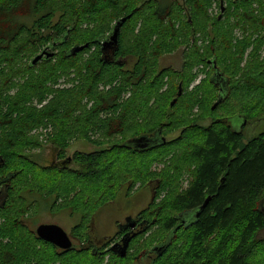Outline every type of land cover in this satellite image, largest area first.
I'll use <instances>...</instances> for the list:
<instances>
[{"label": "trees", "instance_id": "16d2710c", "mask_svg": "<svg viewBox=\"0 0 264 264\" xmlns=\"http://www.w3.org/2000/svg\"><path fill=\"white\" fill-rule=\"evenodd\" d=\"M213 4L215 15L210 13ZM128 16L116 45L103 49L116 24ZM176 23L185 26L184 39H189L185 64L189 72L156 73L162 53L179 45ZM89 24L95 27L90 29ZM85 44L83 51L69 54ZM45 48L53 52L52 58L31 66ZM263 50L264 0H0V215L4 219L0 239L9 241L0 248V264H102L104 253L110 255V264L116 255L105 246L89 245L93 218L120 189L128 193L142 181L152 190V204L141 215L151 228L160 226L163 235L153 233L157 241L131 261L138 263L149 252L147 264H264V240L257 238L264 227V133L246 140L241 130L232 129V116L200 126L198 121L213 111L186 120L195 97L177 96L178 86L185 89L194 78L190 70L207 66L211 75L201 83L204 104L215 99L209 87L218 98L214 83L218 71L227 81V92L216 108L234 111L233 115L237 111L235 115L245 123L260 119ZM83 54H89L85 60ZM130 61L134 63L128 70ZM16 77L22 81H15ZM61 78L72 86L55 89ZM164 78L170 87L160 91ZM174 78L179 83L174 84ZM13 89L16 92L9 95ZM128 91L131 94L123 101ZM230 97L245 104L230 106ZM33 100L45 105L28 107ZM84 100L92 103L88 110L83 108ZM77 110L81 114H75ZM39 129L45 132L32 133ZM176 131L178 138L167 142ZM128 133L132 134L126 139ZM160 137L164 144L137 148L132 142ZM77 139L101 150L67 157ZM44 145L52 149L51 159L38 164L33 152ZM177 145L174 167L146 182L152 164L167 157L169 146ZM179 163L190 168L191 181L178 191ZM160 192L166 193L155 204ZM207 198L198 217L190 218L186 227L180 225ZM167 202H173L175 212L161 218L169 209ZM31 210L35 215L45 211L77 217L70 237L79 246L60 252L37 239L25 224ZM181 231L186 237L179 254L165 260Z\"/></svg>", "mask_w": 264, "mask_h": 264}, {"label": "rangeland", "instance_id": "374dc122", "mask_svg": "<svg viewBox=\"0 0 264 264\" xmlns=\"http://www.w3.org/2000/svg\"><path fill=\"white\" fill-rule=\"evenodd\" d=\"M210 13L214 15L217 13V10L214 4L210 8ZM175 26H176L177 32L180 35V38L177 41L179 45L177 49H171L169 47L168 51L162 53V56L157 60V63H156V68H155L156 73L160 72V70L162 69H171V71L174 74H177L178 72L183 71V70L185 71V73L189 72V69L187 68V66H185L186 61L188 60V53L190 51L189 50V39L188 38L184 39L186 37V29H185V26L178 25V23H176ZM89 27L90 29H92L95 26L92 24H89ZM83 28H85V26H83ZM234 36H236V32H234ZM48 51L51 52L50 50ZM91 51H93V49ZM261 54L262 56H264V50ZM88 55L89 54L81 55V60H85ZM24 60L25 59H23L22 64L26 62ZM30 60L31 58L27 59V62L25 64H28ZM259 61L264 62V59L263 60L259 59ZM133 63L134 61H130L127 64L126 69L128 70L131 69ZM190 74L194 78L186 85L185 89L182 88V91H183L182 95L185 94V96H190V97L194 96L195 100L194 102L190 103V110L185 113L186 120L188 119L191 120L193 118H196L197 116L201 114L200 113L201 111L206 112L208 109H211L212 108L211 106H213V104L216 102L215 99H216V94H217V91L215 92L211 89V87H209L208 92H210L213 95V98L215 97V99L210 100L209 103H207L206 105L204 104V101H203L204 94L202 91L201 83L204 82L205 79L211 75V69L209 67L198 65L196 67H193L190 70ZM70 77L72 78L73 75H71ZM15 81H22V80H19L16 77ZM166 83H169V81L167 78H164V80H162V83L160 85L161 87L160 91H166L169 89L170 85H167ZM175 83L176 84L179 83V80L177 78H174V84ZM70 86H72V83H66L65 79L61 78L58 81V85H56L54 88L64 89ZM198 88L200 89L198 90ZM100 90H102V87H100ZM15 92H16V89H13L8 94L13 95ZM130 94L131 93L128 91L125 95H123V101L127 100ZM229 102H230V106L236 105L237 108H240L239 107L240 105L245 104L244 101H239V102L236 101L235 97H230L228 103ZM82 104L84 105L83 108H85L86 110H88L92 106V103L90 101L87 102L86 100H84ZM43 105H45V102L42 105H38L36 100H33L27 106L40 109ZM149 106H151V103L149 104ZM233 112L234 111L226 112L224 109L216 108L215 110H213L212 112L213 114H208L204 120H199L198 124L200 126H207L210 123H213L214 121L223 120L224 117L232 116L230 117V120H229L232 129L236 132H239L241 130L246 140L252 137H256L260 135L261 133H264V115L259 116L260 119L250 120L248 123H245L242 118H240L238 115H235V114H238L237 111L234 113L235 116L232 114ZM75 114L77 115L81 114V110H77ZM136 119L141 120L140 124L144 126H148V123L142 122V119L140 117ZM132 122L133 121H130V123ZM40 132H45V131L39 129L37 131L36 130L33 131L32 133L37 134ZM131 134L132 133H128L126 135V139H129L131 137ZM179 134H180V131H176L174 133L171 132L167 136L166 141L167 142L174 141L175 139L178 138ZM41 138H43L42 135L40 136V140ZM97 138H100V134L97 135ZM113 140H118V138H115ZM106 146H107V143L104 142L103 148ZM177 146H178L177 148L173 146H169L166 149V151H169L167 157H164L162 160L152 164V166L150 167L147 173L146 179L147 178L148 179L146 180V182L149 180L158 179V177L160 175H164L169 168L172 169L174 167V163L178 160V155H179L178 153L180 151L179 145ZM96 150H101V148H96L95 146H91L90 144L86 143L82 139H77L76 141H73L70 144L69 149L66 151V156L67 157L71 156L73 152L91 153ZM51 153H52V149L48 145H44L43 149L36 150L33 152L35 161L38 164H42L45 159L49 161L51 159ZM178 166L180 169L177 171V176L179 178H177L176 188L179 191V190H184L186 187H188L191 181V175H190V168L188 170V168L185 167V164L179 163ZM71 168L75 169V166ZM158 174L160 175L158 176ZM125 182H126V179H125ZM144 182L145 181L135 184L132 187V189L128 191V193L124 191L125 188L120 189V191H118L116 195L115 200L112 203H109L103 206L97 212V214L93 218V223L91 224V232H90V235L94 239H96L97 242H102L116 235L118 227L121 224H123L127 218L129 217L132 218V216H134L136 213L140 212L141 210H144L149 204H152V190L149 187L146 188V186L148 185V182L146 185ZM166 192H160L158 194V197L155 200V204H157L159 201H161L164 198V195ZM167 200L168 199H166V201ZM167 204H169L168 205L169 209L166 211V213L161 215V218H164L166 216H171L175 212L174 210L173 211L171 210V205L173 204V202L171 203V205H170V202H167ZM262 207L264 209V204ZM33 213L34 211L32 210L29 211L28 213L29 217L25 219L26 227L32 231H34L35 228L41 224H55L61 227L68 235H70L72 228L77 224V221H78L77 217L69 218L68 215L63 214V213L58 214V215L57 214L51 215L45 211H40V213H38L37 215H35V213L33 215ZM3 221L4 219L0 215V227L3 225ZM161 230L163 229L160 228V226L152 227L149 231L146 230L144 233L137 236L136 239L133 238L135 241L128 248V251H127L128 257L122 258V259L118 257L116 259H113L110 262V264H147L148 263L147 260L151 258H146V260H142L138 263H135V261H131V260L133 259V257L136 258L139 254L145 251L147 245H151L154 242H156L157 239L152 238V234L155 233V234H158V236H161L163 235V231ZM185 237L186 235L185 234L183 235V231H181L179 234V237L173 242V246H172L170 253L166 257H164L165 260L172 257L173 254H176V253L179 254V248ZM257 238L258 240H264V231L259 233L257 235ZM7 239L8 238L6 237H3L2 239H0V248L1 247L6 248L9 245V241ZM73 244L75 246L79 245L78 242L74 239H73ZM148 255L150 256V253ZM100 256H104L102 258V264H107L110 255L104 253V255H100Z\"/></svg>", "mask_w": 264, "mask_h": 264}, {"label": "water", "instance_id": "95a60500", "mask_svg": "<svg viewBox=\"0 0 264 264\" xmlns=\"http://www.w3.org/2000/svg\"><path fill=\"white\" fill-rule=\"evenodd\" d=\"M221 5V11L223 12V5ZM130 17L128 16L127 18H123L121 19L115 26L113 33L111 34L108 42L102 44L103 45V49L105 47L109 48L112 45H116V39H117V33L119 31V29L121 28V26L126 22L127 19H129ZM88 47V44H85L84 46H79V47H74L70 50V55L74 56L75 54L83 51L85 48ZM49 48H45L40 54H38L37 56H35L32 60H31V66H35L36 64H38L41 60H48L50 58H52L53 56V52H49L48 51ZM214 83L215 86L218 89V98L216 100V102L213 104L211 110H215L216 107L218 106L219 103H221L226 95V83L227 81L223 78V76L221 75V73H219L218 71L215 72L214 74ZM182 94V88L181 85L178 86V93L177 96L179 97ZM176 103V99H174L171 103L170 106H173ZM245 125V123H244ZM243 125V126H244ZM148 141V140H147ZM145 138H139L136 140H133V144L135 147L137 148H144L147 147L148 145H153L155 142H161V143H165V139L164 138H158L155 139L154 141H148L147 142ZM210 198H207L204 203L202 204V206H200V208H198L193 215L187 214L183 220L181 221L180 225H184L185 227L188 226L190 224V218L193 217H198V214L205 209V207L207 206L208 202H209ZM132 220L131 217L127 218L125 221L128 222ZM121 226V225H120ZM120 226L118 227V229L120 228ZM135 226V222L132 221V223H127L126 225H124L122 228L124 229H132ZM34 233L37 237V239H39L40 241L46 242L52 246H54L55 248H57L58 250L62 251V252H66L69 251L73 248V244L72 241L70 240L68 234L58 225H54V224H41L38 225L35 230ZM135 235H130V234H126L121 238V242L118 244H114L112 246H110L108 248V251H110L112 254L116 255L119 258H125L127 256V251L129 248V244L131 242V240L134 238ZM155 249V248H154ZM153 249V250H154ZM162 247H159L156 252L158 251V254H160Z\"/></svg>", "mask_w": 264, "mask_h": 264}, {"label": "flooded vegetation", "instance_id": "af4514ba", "mask_svg": "<svg viewBox=\"0 0 264 264\" xmlns=\"http://www.w3.org/2000/svg\"><path fill=\"white\" fill-rule=\"evenodd\" d=\"M245 1H247V0H245ZM142 211L143 210H141L140 212L136 213L134 216H132V218H131L132 220L128 221L129 223H132V221L135 222V226L132 229H130V228H128V229L122 228L124 225H126L128 223V222L125 221L123 224H121L120 228L117 230L116 235H114L111 238L106 239V240H104L102 242H97L96 239H94L90 235L89 245L92 246L95 249H98L100 247L105 246L104 248H106V250H108L109 246H112V245L117 244V243L119 244L121 242V238L124 235H126V234H130L131 236L135 235L134 239L137 238V236H139L140 234L144 233L146 230H149L151 228V225H150L151 222H149L146 218H144L141 215ZM92 223H93V221H92ZM262 231H264V227L259 233H261ZM90 232H91V229H90ZM68 236H69V238H70V240L72 241V244H73V239L70 237V235H68ZM75 247H77V246H75L73 244V248L72 249H75ZM58 251H60V250H58ZM60 252H62V251H60ZM148 254H146V256H143L140 260L142 261V260H146V258H151V255L149 256Z\"/></svg>", "mask_w": 264, "mask_h": 264}]
</instances>
